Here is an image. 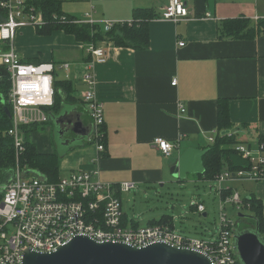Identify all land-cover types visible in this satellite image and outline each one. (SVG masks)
<instances>
[{
	"label": "crops",
	"instance_id": "obj_1",
	"mask_svg": "<svg viewBox=\"0 0 264 264\" xmlns=\"http://www.w3.org/2000/svg\"><path fill=\"white\" fill-rule=\"evenodd\" d=\"M76 1L78 15L85 19L90 13L98 22L131 20L134 9H149L154 17L148 21V47L134 49L116 46L112 41L97 43L107 53L106 60L95 63L93 68L96 99L103 106V152L88 139L70 144L65 153L53 149V129L43 128L50 121L37 124L38 129L29 131L28 137L38 152L61 155L59 178L74 171L96 170L102 182L133 183L129 191L119 192L118 196L125 223L138 227V221L125 212L123 197L132 190H142L146 195L158 184L196 178L187 175L178 181L170 170L187 148L203 150L211 145L209 138L217 133L219 99L228 101L229 130L237 140L251 146V141L257 143L258 136L264 137V29L252 38L219 34L225 19L244 17L264 26V0H182L189 17L178 22L159 18L169 0ZM14 47L25 59L71 64L74 75L67 81L73 84L77 100L65 104L75 106L82 112L84 124H90L81 109V92L77 94L84 84L75 74L80 63L89 58L86 46L59 30L38 36L35 27L29 25L17 34ZM38 130L47 138L48 147H43L44 143L38 147L32 141L31 136ZM21 134L24 141L26 133L22 129ZM155 138L174 144L169 157L155 147ZM196 175V180L212 181ZM245 182L249 193L246 197L254 195L262 203L264 221V179ZM234 185V181H225L222 186L233 191ZM171 220L178 232L174 217Z\"/></svg>",
	"mask_w": 264,
	"mask_h": 264
},
{
	"label": "built area",
	"instance_id": "obj_2",
	"mask_svg": "<svg viewBox=\"0 0 264 264\" xmlns=\"http://www.w3.org/2000/svg\"><path fill=\"white\" fill-rule=\"evenodd\" d=\"M0 7L6 11L5 20L0 21V65L6 68L10 81L7 102L11 105V126L7 133L13 139L17 158L13 177L2 187L0 264H22L26 249L51 251L76 235L138 246L152 241H166L201 250L209 255L213 264H238L233 247V229L237 227V221L229 219L223 211L225 204L240 210L244 202L238 192L222 195V185L230 179H264L263 144L257 142L252 149L248 143H236L234 150L249 162V168L224 170L213 179L220 196V225L213 241L187 237L176 232L168 223L128 226L116 194L129 191L133 183L102 182L96 170L74 171L56 181H50L40 173L25 175L18 164V157L24 150L21 127L48 121L46 108L54 103L55 82L59 73L68 80L74 71L66 61L30 62L22 58L14 47L17 30L41 25V13L34 9L26 11L25 0H0ZM188 17L189 11L182 0H169L159 14V18L173 22ZM75 22L99 24L107 31L114 24L124 21L98 22L88 13L85 19H75ZM126 23L130 25L131 20H126ZM183 44L179 42V45ZM2 45H7V48L3 49ZM86 49L89 59L80 63L79 72L75 74L84 84L81 100L93 126L88 140L96 144L99 152H103V106L96 99L93 68L95 63L106 60L107 53L104 47L97 44H89ZM171 85H176L175 78ZM179 110L185 111L182 105H179ZM209 141L213 142L214 138H209ZM153 144L164 157H169L174 150V144L162 138H155ZM196 210L204 212L205 206L197 203Z\"/></svg>",
	"mask_w": 264,
	"mask_h": 264
},
{
	"label": "trees",
	"instance_id": "obj_3",
	"mask_svg": "<svg viewBox=\"0 0 264 264\" xmlns=\"http://www.w3.org/2000/svg\"><path fill=\"white\" fill-rule=\"evenodd\" d=\"M63 0H25L26 11L31 9L38 10L42 16V24L35 26L37 35H51L54 31H63L67 35H72L77 42L85 46L89 44L96 45L101 41H112L116 46L132 47L134 49H145L149 44L148 21L154 17L149 9L137 8L133 11L131 24L116 23L109 30H104L99 24L77 23L75 16L67 15L61 9ZM149 10V11H148ZM6 11L0 7V21L5 20ZM262 22L253 23L248 18L240 17L236 19H225L219 26L220 36L231 38H252L256 32L263 31ZM3 49L7 45H2ZM89 59V58H88ZM87 59V60H88ZM35 62L34 59H26ZM10 81L6 68L0 65V201L2 199V187L13 177L14 167L17 158H15L13 139L8 135L7 130L11 126V120L7 116V111H11V105L7 102ZM60 88V89H58ZM73 84L67 80H56L55 96L52 106L47 107L48 121L51 114H57L62 104L77 100L73 95ZM59 91L65 92V98L62 99ZM37 124L23 125L21 129L25 132L23 141V152L18 157L20 166L24 169H34L40 174L45 175L48 180L56 181L58 177V160L61 156L57 152L40 153L37 151L28 137L29 131L35 130ZM231 123L229 120L228 101L219 99L217 105V133L214 141L206 148L203 156L204 173L199 174L204 179L213 180L217 174L224 170L235 171L238 169H247L250 164L247 160L234 150V145L240 143L236 136L229 132L221 134L223 130H229ZM104 131V125L101 132ZM104 134L101 142H103ZM257 142L263 144L264 137L258 136ZM264 170V169H263ZM231 189H222V195L230 194ZM119 193V192H118ZM118 193L116 194L118 196ZM119 197V196H118ZM244 208L252 211V217L248 224L241 226L240 229L257 228L259 234L264 239V221L262 215V203L254 195L244 197ZM196 204H192V206ZM241 218V217H239ZM172 217L169 214L162 215L159 220H151L148 225L167 223L172 226ZM238 261V264H241Z\"/></svg>",
	"mask_w": 264,
	"mask_h": 264
},
{
	"label": "water",
	"instance_id": "obj_4",
	"mask_svg": "<svg viewBox=\"0 0 264 264\" xmlns=\"http://www.w3.org/2000/svg\"><path fill=\"white\" fill-rule=\"evenodd\" d=\"M62 104L57 114H51L49 121L56 126V131L63 145H69L88 139L92 133V124H84L82 112L75 106ZM69 105V104H68ZM10 119L11 114L7 111ZM75 135L65 139V133ZM230 130H223L227 134ZM65 139V140H64ZM70 146V145H69ZM206 149L187 148L179 156L178 162L171 167V175L178 181L190 174L204 173L203 156ZM25 175L39 172L34 169L24 171ZM203 217L207 214L204 212ZM238 213V217H244ZM251 218L252 216H248ZM233 247L237 260L241 264H264V239L257 228L233 229ZM22 264H213L205 252L166 241H152L144 245H132L122 241H97L87 235H76L56 249L38 252L26 249L22 255Z\"/></svg>",
	"mask_w": 264,
	"mask_h": 264
},
{
	"label": "rangeland",
	"instance_id": "obj_5",
	"mask_svg": "<svg viewBox=\"0 0 264 264\" xmlns=\"http://www.w3.org/2000/svg\"><path fill=\"white\" fill-rule=\"evenodd\" d=\"M76 4H78V1L76 0H63L61 9L67 15L75 16L78 19H84V17L78 15V12L80 11L76 8ZM25 27L19 28L17 30V34H19V32H21ZM61 74L62 73L60 72L58 80L62 81L64 80V77H62ZM82 91H84V88L79 87L77 94ZM59 94L61 95L62 99L66 97V94L65 92L63 93V91H59ZM65 107L72 108L73 106L66 104ZM81 109L83 111L84 117L88 119L89 117L85 111V108L81 106ZM47 127L53 129L51 135L53 149L59 150L61 153H65L69 145L73 144L74 142L72 143L70 141L69 145H63L56 131V126H54L52 122H49L43 125L44 129H47ZM38 131V134H33L31 136L32 141H35L38 147L40 145L42 146L43 143V147H48V144L46 143L47 138L41 135L40 132L42 130ZM75 143L79 142L75 141ZM250 143L252 149H255L256 144L252 141ZM189 177L197 178V175L192 176V174H190ZM196 178H194L192 181H170L166 183L165 186H160V184H158L155 188L148 189V193L146 195L142 190H132L130 193H128V195L123 197V200L125 199L123 208L125 212L129 214V216H133L132 218L135 221H138V227L148 225L147 221L152 218L158 219L164 214H169L174 217L175 228L181 234L190 238L203 239L204 241H213L218 234L220 225V196L216 189L217 183L213 180L199 181L196 180ZM227 181H234L235 185L232 188L233 192H238L242 200L244 197L248 196V183L245 182L246 179H230ZM129 195L130 197H128ZM127 198H129V202H126ZM197 203H202L205 206V212L207 213L206 217H203L200 212L196 211L195 205L192 206V204ZM224 207L225 209L223 212L229 219L237 221L238 229H240L243 224H248V221H250L248 217H238V213H241L245 216H251L252 211L250 209L242 207L240 210H237L231 204H225ZM249 226L252 227L251 224Z\"/></svg>",
	"mask_w": 264,
	"mask_h": 264
},
{
	"label": "flooded vegetation",
	"instance_id": "obj_6",
	"mask_svg": "<svg viewBox=\"0 0 264 264\" xmlns=\"http://www.w3.org/2000/svg\"><path fill=\"white\" fill-rule=\"evenodd\" d=\"M65 139H73L74 137H75V135L73 134V133H71V132H67V133H65ZM64 139V140H65ZM246 224V223H245ZM245 224H243V226L245 225ZM247 225V224H246Z\"/></svg>",
	"mask_w": 264,
	"mask_h": 264
}]
</instances>
